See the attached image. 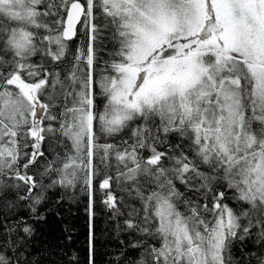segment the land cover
I'll return each instance as SVG.
<instances>
[{
  "label": "snow or ice",
  "instance_id": "obj_1",
  "mask_svg": "<svg viewBox=\"0 0 264 264\" xmlns=\"http://www.w3.org/2000/svg\"><path fill=\"white\" fill-rule=\"evenodd\" d=\"M77 187L115 264H264V0H0V264Z\"/></svg>",
  "mask_w": 264,
  "mask_h": 264
},
{
  "label": "trees",
  "instance_id": "obj_2",
  "mask_svg": "<svg viewBox=\"0 0 264 264\" xmlns=\"http://www.w3.org/2000/svg\"><path fill=\"white\" fill-rule=\"evenodd\" d=\"M79 43V39L74 40L70 49L74 51ZM117 195L123 193L117 190ZM102 201L103 194L97 191L90 218L89 197L81 187L50 190L40 206L43 219L35 223V233L28 242L27 252L33 264H88L90 231L95 264H115L122 250L121 241L130 237L119 228L122 218H113ZM23 215L28 216L27 211Z\"/></svg>",
  "mask_w": 264,
  "mask_h": 264
}]
</instances>
